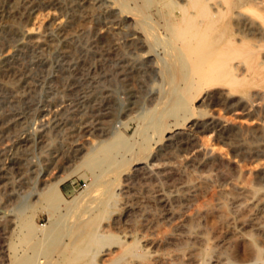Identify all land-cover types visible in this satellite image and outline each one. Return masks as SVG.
<instances>
[{
	"label": "bare ground",
	"instance_id": "1",
	"mask_svg": "<svg viewBox=\"0 0 264 264\" xmlns=\"http://www.w3.org/2000/svg\"><path fill=\"white\" fill-rule=\"evenodd\" d=\"M32 2L0 0V16L13 19ZM81 2L83 17L88 20L104 5L106 16L112 20L133 22L137 28L127 39L128 45L149 52L162 46L163 57L157 53L155 57L162 60V75L180 77V85L176 84L171 94H166L169 106H165L172 105L171 114L191 116L195 102L198 105L230 102L232 113L212 114L208 116L211 122L208 124L242 140L235 144L236 151H223L211 145V158H206L203 151H158L151 155L148 165L172 180L165 189L151 188L157 190L153 196L150 194L152 203L128 183V178L117 182L115 173L130 150H114L113 143L119 138L114 130L111 138L88 148L85 144L91 141L86 137L81 142L73 139L63 152L54 155L51 152L44 159L46 190L50 191L48 194L53 192L51 198L47 195L49 205L58 207L61 201L58 185L63 176L53 175L62 162L78 157L80 164L94 171L86 197L80 198L84 200L80 202L83 207L77 206L79 210L75 211L78 202L63 201L64 211H58V219L52 220L54 225L50 224L58 230L57 233L54 230L55 234L68 240L64 243L59 234V239L55 238L53 264H264V144L246 140L264 137V0ZM152 7L155 17L149 13ZM49 12L37 16L35 22L53 23L52 29L43 33L35 30V34L28 36V42L36 47L55 36L67 42L70 35L65 26L81 18L75 14L74 20H68ZM13 22L4 27L19 35L31 32ZM111 33L103 31L101 37L107 51L117 53L121 46L114 42ZM11 57L10 51L0 57V75L17 68ZM152 57L147 62L154 60ZM200 111L199 114L204 113ZM110 116H105L101 123L106 125ZM189 129L181 134L191 135ZM126 143L127 140H122L120 146L125 147ZM129 148L128 145L126 149ZM144 158L140 153L132 156L137 162ZM224 159L234 163L228 168L233 186L220 179L209 181L204 173L224 164ZM183 160L195 164L199 170L186 172ZM139 168L145 169L147 164ZM21 227L37 228L28 220Z\"/></svg>",
	"mask_w": 264,
	"mask_h": 264
},
{
	"label": "rangeland",
	"instance_id": "2",
	"mask_svg": "<svg viewBox=\"0 0 264 264\" xmlns=\"http://www.w3.org/2000/svg\"><path fill=\"white\" fill-rule=\"evenodd\" d=\"M81 3V0H33L13 19L0 16V57L12 52L11 59L17 66L14 71L0 75V264L54 263V242L62 236L55 234L56 229L50 224L58 219V211H64L63 201L78 202L75 211L83 207L80 202L84 200L80 198L86 197L93 180L94 171L80 164L78 157L62 162L53 175L63 176L58 185L61 201L58 207L48 204L53 192L48 194L50 191L46 190L48 176L44 159L53 151V155L63 152V148L65 151L73 139L81 142L87 137L91 141L85 144L88 148L117 132L119 138L113 143L114 150L130 151L126 153L127 160H121L116 180L122 182L128 178V183L141 190L149 203L156 189H165L172 182L163 172L148 165L151 155L158 151H203L206 158H211V145L223 151H236L235 144L242 140L219 132L212 125L209 127L208 116L217 112L223 116L232 113L230 102L212 105L195 102L191 116L171 114L172 105L166 107V94H171L176 84L180 85V77L173 74L167 79V75H162V60L155 58L157 54L163 57L162 46L149 52L128 45L127 39L137 28L133 22L112 20L106 16L104 5L88 20L83 17ZM49 11L68 20H74L75 14L81 18L65 26L70 35L67 42L55 36L36 47L28 42V36L35 34V30L43 33L52 29L53 23L37 25L35 22L37 16ZM132 13L138 14L136 10ZM149 13L156 16L153 7ZM11 22L31 32L23 31L19 35L9 31L4 26ZM160 30L165 33L163 28ZM103 31L109 35L111 31L114 42L121 46L117 53L107 51L101 37ZM152 56L154 60L147 62ZM166 79H170L169 83ZM199 110L206 114H199ZM108 113L111 115L108 123L102 124ZM193 122L198 123L189 127ZM188 128L191 135L181 134ZM169 135L172 136L167 141ZM122 140H127L123 148ZM246 140L264 144L262 136ZM128 145L131 149H126ZM138 153L145 156L139 162L132 159ZM223 161L224 164L204 173L209 181L220 179L233 186L228 168L234 163ZM145 163L147 168H139ZM182 166L186 172L199 170L186 160ZM154 187L157 188L152 191ZM27 220L37 228L21 227ZM62 239L68 242L66 237Z\"/></svg>",
	"mask_w": 264,
	"mask_h": 264
}]
</instances>
